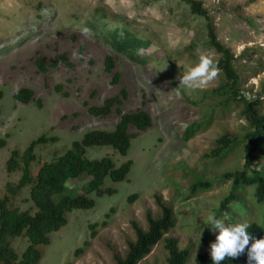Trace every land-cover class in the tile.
<instances>
[{
  "label": "rangeland",
  "instance_id": "rangeland-1",
  "mask_svg": "<svg viewBox=\"0 0 264 264\" xmlns=\"http://www.w3.org/2000/svg\"><path fill=\"white\" fill-rule=\"evenodd\" d=\"M198 1L212 21L217 41L235 57L245 51L244 60L235 63L240 94L258 99L259 113L264 115V0ZM96 10L99 14L93 19ZM116 28L149 41L150 46L131 56L115 55L103 31ZM108 54L114 59L113 73L119 75L117 84L104 67ZM202 55L212 61L219 58L207 46L206 21L179 0H0V138L7 143L0 149V200L18 184L22 155L40 136L56 141L35 147L32 175L85 133L114 129L119 121L115 110L107 118H96L88 113L89 107H99L125 90L120 111L140 109L152 119V126L131 141L126 157L106 146L86 150L88 159L109 157L116 166L131 160V170L123 182L105 179L102 189L113 194H87L95 203L92 209L67 213V224L51 233L50 243L41 248L39 264H115L113 255L123 256L127 243L135 240L131 223L146 229L147 213L161 216L155 196L171 208L175 226L139 264H166L169 237L177 240L179 249L189 251L184 264H194L196 255L208 252L214 240L207 217L217 215L221 200L231 191L239 199L229 205L234 214L231 218L222 212L219 219L263 225V205L257 203L254 186L234 187L222 179L241 170L240 148L206 157L218 139L229 135L239 140L247 132L239 116L241 106L221 105L224 98L212 92L223 76L218 74L195 90L178 85V75ZM38 58L44 61L43 72L35 63ZM23 88L34 94L27 105L14 98ZM209 119L208 129L182 141L187 125ZM13 151L19 155L18 166L8 172L6 162ZM260 167L264 168V160ZM87 181L86 175L68 181L64 195L83 194ZM199 182L208 186L198 185L192 193L190 188ZM29 191L21 189L13 197V207L32 211ZM27 245L24 237L12 241L19 256Z\"/></svg>",
  "mask_w": 264,
  "mask_h": 264
},
{
  "label": "trees",
  "instance_id": "trees-1",
  "mask_svg": "<svg viewBox=\"0 0 264 264\" xmlns=\"http://www.w3.org/2000/svg\"><path fill=\"white\" fill-rule=\"evenodd\" d=\"M179 1L189 7L191 14L206 21L207 46L219 55V58L213 63L219 69L218 74L223 76L224 81L212 92L224 98L220 102L221 105L232 102L241 106L239 116L243 117L247 124L245 128L247 132L239 140L229 135L218 139L215 143L216 149L206 157L211 155L212 157L225 156L232 152V147L240 148L239 153L243 154L244 157L241 170L226 173L222 176V179L224 182L231 181L234 187L240 184L254 186V196L257 203L263 205V225L250 224L246 231L256 239H260L264 236V168L260 167L258 169V166L264 160V115L259 113L258 107L261 102L258 99L248 100L240 94V77L235 68V63L244 60L245 51L235 57L228 48L217 41L212 21L206 9L203 8L201 1ZM98 14L99 11L96 10L91 15L93 19H96ZM90 27L94 28V25L91 24ZM103 32L106 38H109L110 48L115 55L127 54L131 56L136 51L147 49L150 46L149 41L140 39L121 28ZM59 59L64 64H68L65 57ZM57 62L58 59L55 60V64ZM35 63L40 71L45 70L42 58L36 59ZM104 67L107 73L112 74L111 82L117 84L119 75L113 73L115 63L112 55L108 54L106 56ZM33 96L31 90L23 88L15 94L14 98L16 102L27 105L33 101ZM126 96V91L121 90L119 94L105 99L101 106L88 108V113L96 118H107L115 110L119 115V121L112 131L96 130L85 133L81 140L72 142L63 154L56 156L48 163H43L35 175H32L30 169L32 162L35 160V147L55 142L56 139H47L45 136H40L29 144L22 155L21 179L15 187L9 189V194L0 200V264H39L44 255L41 248L50 243L51 233L59 231L67 224L68 212L92 209L95 203L87 194L94 193L99 197L104 194H113L115 191L111 189H102L105 179L108 178L115 183L126 180L133 164L131 160L116 166L109 157L98 160H90L86 157L88 148L103 146L111 148L122 157H126L131 141L152 126V119L145 111L139 109L124 114L120 111L123 99ZM211 124L212 121L209 119L207 122L197 121L187 125L181 134L182 141L190 140L201 130L208 129ZM6 145V140L0 138V149H3ZM18 157L16 151L11 153L6 162L8 172H12L17 168ZM82 175L88 177L84 193L76 197L64 195L67 182L78 179ZM198 185L208 186V183L199 182L192 185L190 188L192 193ZM24 187L30 188L29 198L33 203L32 211H20L12 205L13 197ZM234 201H239V199L236 193L234 194V191H231L221 200L219 208L216 209V216L219 218L222 212H226L232 218L234 213L229 205ZM155 202L161 216L154 218L147 213L145 219L146 229H142L135 222L131 223L135 240L127 243V249L123 256L113 255L115 264H139L150 254L162 237L174 228L175 221L171 208L163 203L160 196H155ZM230 217L223 218V220L231 222ZM104 226L105 223H102L101 227ZM94 234L93 232L92 235ZM19 237H24L28 244L21 256L12 248V241ZM250 243L251 241H249ZM165 250L167 251L166 264H184L189 256V251L179 249L177 240L171 237L165 239ZM78 253H80V250L75 252L76 255ZM194 264H211L208 252L196 255ZM221 264H246V257L242 254L235 259L226 258Z\"/></svg>",
  "mask_w": 264,
  "mask_h": 264
},
{
  "label": "clouds",
  "instance_id": "clouds-1",
  "mask_svg": "<svg viewBox=\"0 0 264 264\" xmlns=\"http://www.w3.org/2000/svg\"><path fill=\"white\" fill-rule=\"evenodd\" d=\"M218 73L219 69L215 63L202 55L197 63L181 72L176 79L180 87L195 90L212 81ZM206 223L215 234L214 240L208 245L211 264H221L226 258L235 259L242 254L246 257V264H264V236L256 239L247 232L250 226L247 221L226 223L223 219L210 214Z\"/></svg>",
  "mask_w": 264,
  "mask_h": 264
}]
</instances>
